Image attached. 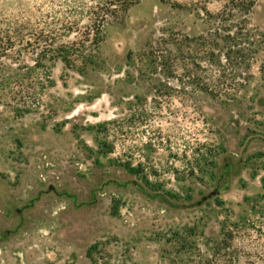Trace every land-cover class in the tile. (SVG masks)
I'll list each match as a JSON object with an SVG mask.
<instances>
[{"label":"rangeland","instance_id":"374dc122","mask_svg":"<svg viewBox=\"0 0 264 264\" xmlns=\"http://www.w3.org/2000/svg\"><path fill=\"white\" fill-rule=\"evenodd\" d=\"M101 1L0 0L3 32L51 27L93 56L45 61L23 83L33 90L12 94L6 67L39 51L0 60V264H169L168 240L187 231L210 255L250 215L244 200L264 196V0L246 15L224 0H140L94 46ZM208 35L212 56L175 44Z\"/></svg>","mask_w":264,"mask_h":264},{"label":"trees","instance_id":"16d2710c","mask_svg":"<svg viewBox=\"0 0 264 264\" xmlns=\"http://www.w3.org/2000/svg\"><path fill=\"white\" fill-rule=\"evenodd\" d=\"M173 8L186 9L185 6L175 1L166 0ZM224 9L227 14H233L234 11L248 14L254 7V0H224ZM140 0H103L88 11L90 17L89 35L90 45L97 46L102 41V29L107 19L110 18L115 22H121L127 12L138 5ZM218 20L221 23V14ZM62 26V25H61ZM57 29L49 27L46 30L38 28H29L16 25L9 27L8 31L3 32L0 29V60L11 59L19 62L16 57H20L23 50H30L32 54L39 51L35 55L33 65H18L15 63L16 69L7 66V70L11 72L5 83L8 94H12L15 88L22 90H30L33 88L35 81L28 82L22 88L26 79L30 80V75L37 70L46 69L43 62H53L61 60L65 66L73 68L77 59L81 58L82 65L92 64L93 56L85 46L87 40L78 39L69 43H59V35ZM213 35H208L202 39H188L175 41L182 49L188 48L192 43L201 41L204 47H208L212 56ZM15 48H18L15 51ZM22 48V49H21ZM22 70H25L24 73ZM39 83L40 79L36 78ZM35 79V80H36ZM32 80V79H31ZM49 86L53 85V81L46 77ZM33 90V89H32ZM25 93V92H24ZM26 93L25 98L28 96ZM24 97H22V100ZM31 109L23 106L17 112H28ZM264 190V181L262 183ZM264 196L255 199H245L244 202L250 206V215L242 216L236 223L226 225L221 230V240L211 247V254L203 253L200 247L192 240V231L182 234H175L173 239L168 240L173 249V257H169V264H254L260 262L264 264ZM253 218V221L249 219ZM240 241L237 243V241Z\"/></svg>","mask_w":264,"mask_h":264},{"label":"water","instance_id":"95a60500","mask_svg":"<svg viewBox=\"0 0 264 264\" xmlns=\"http://www.w3.org/2000/svg\"><path fill=\"white\" fill-rule=\"evenodd\" d=\"M217 194L215 193V192H213V193H211L210 195H208L207 197H204L203 199H202V201L201 202H205V201H207L208 199H211L212 197H214V196H216Z\"/></svg>","mask_w":264,"mask_h":264}]
</instances>
